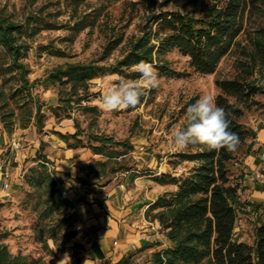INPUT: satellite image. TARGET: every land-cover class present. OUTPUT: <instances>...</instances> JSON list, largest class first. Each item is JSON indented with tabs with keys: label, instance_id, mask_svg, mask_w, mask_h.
<instances>
[{
	"label": "trees",
	"instance_id": "trees-1",
	"mask_svg": "<svg viewBox=\"0 0 264 264\" xmlns=\"http://www.w3.org/2000/svg\"><path fill=\"white\" fill-rule=\"evenodd\" d=\"M86 1L89 0L71 1L76 6L69 17L72 23L70 29L77 33L95 27L99 18L95 10L93 13H78L79 3ZM168 3L160 0H131L127 3L128 12L139 14L140 22L137 35L128 42L124 56L113 65L101 63L109 59L123 43L124 36L109 28L99 59L89 63L64 64L48 72L45 82L57 87V106L48 109L56 118H62V113L72 110L73 105L81 107L91 96L89 89L92 80L106 75H126L141 60L154 64L162 77L181 79L188 74L173 68L169 60L171 53L185 59L187 68L193 72L211 75L217 71L223 59L240 50L244 61L238 62L239 73L232 79L215 81L218 90L216 104L225 109L231 122L230 131L239 138L236 150L229 152L221 149L216 152L202 145H189L177 153L175 157L180 161L195 165L178 177H171L168 173L154 177L156 183L170 185L173 189L161 194L148 207L145 217L159 224L160 234L169 243V246L153 255V264H164L162 255L166 257V264H264V219L261 216L255 218L252 243L238 241L235 237L240 229L239 215L245 212L257 214L259 209L241 198L244 190L242 174H236V171L239 170L240 158L248 154L247 143L255 137L254 131L242 120L248 113L263 108L258 97L264 95L261 84L264 81V25L249 34L247 43L250 50L242 47L239 38L248 34V23L264 16V0H186L191 11L185 13L165 10ZM21 28L0 17V47L11 56L13 65L21 73L20 88L21 95L25 94L24 99L30 96L32 84L24 76V67L18 63L22 47L17 44L16 33ZM45 28L52 30L57 27L48 23ZM54 54L63 56L59 52ZM2 100L1 122L9 134L13 133L16 121L20 129H26L34 122L38 132L43 130L45 116L41 110L47 106L45 103L33 97L24 99L20 107L22 111L16 115L12 108L7 107L5 96ZM144 100L145 96L141 97L140 104ZM82 111L84 114L101 113L97 107L89 106ZM67 116L64 118L70 119ZM74 126L77 128V124ZM70 136L75 146H83L82 140L78 139L79 131ZM91 140L98 145L87 147L94 154L107 158L102 167L110 166L109 172H117L114 165L127 153L108 150V145L115 144L110 139L93 137ZM42 162L29 170V180L39 190L38 202L44 206L43 212L48 213L51 210L48 197L56 195V181L51 175L53 171L50 172L45 165L51 162L45 157ZM53 204L62 210L67 207L63 199L53 201ZM248 207L250 211H247ZM62 220L66 227L75 221L71 215L63 216ZM55 232H50L47 237L54 245ZM77 233L67 231L64 236L71 239ZM6 236L0 233V264H48L41 258L13 255L3 243ZM45 247L49 250L47 242ZM49 252L55 255L52 250ZM74 264L81 262L74 260Z\"/></svg>",
	"mask_w": 264,
	"mask_h": 264
},
{
	"label": "rangeland",
	"instance_id": "rangeland-1",
	"mask_svg": "<svg viewBox=\"0 0 264 264\" xmlns=\"http://www.w3.org/2000/svg\"><path fill=\"white\" fill-rule=\"evenodd\" d=\"M71 1L0 0V17L22 27L16 33L17 44L22 47V56L18 63L24 67V76L32 84L30 96L24 99L33 97L45 103L47 107L57 106V87L45 82L48 72L64 64L89 63L99 59L106 45L109 28H114L117 33H122L124 36L123 43L109 59L101 63L102 65H113L116 60L124 56L128 42L137 35L140 15L128 12L127 3L131 0L99 2L89 0L79 3V14L93 13L94 10L99 14L96 26L86 28L80 33L70 29L72 23L69 17L71 10L76 6V3ZM160 1L169 2L165 10L182 13L191 11V7L186 5V0ZM48 23L57 28L46 29L45 25ZM261 25H264V16L247 24L248 36L242 35L239 38L242 47L250 50L247 38L255 28ZM56 52L63 53V56L54 54ZM169 60L174 69L185 72L188 76L181 79H168L158 74L159 86L148 91L143 103L135 108L106 112L98 106L100 96L111 79L117 76L113 74L92 80L89 89L91 96L87 101L83 102L81 107L73 105L72 110L61 114L62 118L69 115L67 117H70L73 126L77 124L75 131H79L86 146L98 145L91 140L93 137L110 139L115 144L108 145V150L127 153L114 165L119 172L128 170L142 173L149 170L153 173L166 172L171 177H178L180 170L182 173L189 172L195 164L180 161L175 157L183 149L174 144L173 130L187 123L186 110L189 105L194 104L205 93L214 94L216 97L218 90L215 81L234 78L239 73L238 62L244 61L240 50H235L221 61L214 74L200 75L187 68L186 60L176 53H171ZM138 76L139 74L133 68L123 75L126 79H137ZM261 84L264 87V81ZM20 85L21 73L13 65L11 56L0 47V140L4 141L2 147L6 150L5 156L10 158L12 155L9 145L12 135L17 131L18 122L16 121L15 129L11 134L4 128L1 122L2 97L5 96L7 107L12 108L16 115H20L22 111L20 107L24 101L22 97L25 95H21ZM258 100L263 104V108L252 111L244 117L242 122L247 127L258 123L264 125V95L259 96ZM88 106L97 107L101 113L99 115L84 114L82 109ZM45 107L42 109L49 111ZM13 165L11 162L10 167ZM35 167L37 164L23 169L21 175L25 173L22 187L9 196H5L0 186V233L7 235L3 243L13 255L19 254L29 259L41 258L48 264H59L67 256L64 264H74V260H79L81 264H84L83 249L76 237L69 239L64 236L67 231L77 232V221L75 220L72 225L66 227L62 219L63 216L68 215L67 207L62 210L53 204V201L60 199L57 193L53 198L48 197L51 210H48V213L43 212L44 206L38 202L39 190L29 180L31 177L29 170ZM6 170L7 165L0 166V172L4 173ZM7 171L10 173L9 170ZM243 189L241 198L248 201L246 189ZM247 211H250L249 207ZM255 218L252 212L239 215L241 230L239 238L247 243H251L253 238ZM52 231H56L54 233L55 245L51 239L47 240ZM46 242L49 250L55 254L54 256L45 247Z\"/></svg>",
	"mask_w": 264,
	"mask_h": 264
},
{
	"label": "crops",
	"instance_id": "crops-1",
	"mask_svg": "<svg viewBox=\"0 0 264 264\" xmlns=\"http://www.w3.org/2000/svg\"><path fill=\"white\" fill-rule=\"evenodd\" d=\"M49 111L41 110L45 116L41 132L34 122L26 129L17 127L14 134L20 138L22 149L11 153L12 158L5 156L4 141L0 140V160L3 157L1 162H9L12 193L24 183L23 169L42 164L45 157L51 162L46 167L53 171L56 187L60 185L68 192L64 199L67 213L81 226L76 239L87 264H153V255L169 243L160 234L159 224L148 221L145 212L161 194L172 190L154 181L166 172H109L110 166L102 167L107 158L94 154L83 141V146H75L70 136L76 132L71 119L56 118ZM249 128L255 137L247 143L248 154L240 158L236 172L242 174L247 202L259 208L255 216L264 219V183L252 179L255 171L264 173V125ZM240 233L239 229L235 237L244 241Z\"/></svg>",
	"mask_w": 264,
	"mask_h": 264
},
{
	"label": "clouds",
	"instance_id": "clouds-1",
	"mask_svg": "<svg viewBox=\"0 0 264 264\" xmlns=\"http://www.w3.org/2000/svg\"><path fill=\"white\" fill-rule=\"evenodd\" d=\"M133 70L139 74L137 79H126L119 75L111 79L98 100L102 111L135 108L140 104L141 97L159 86L160 81L154 64L141 60L133 66ZM227 115L224 108L217 106L214 94H202L194 104L187 107V123L173 130L174 144L181 149L189 145H202L209 151H235L239 138L236 133L230 131L231 122ZM65 259L59 264H64ZM161 259L166 264V257L162 255Z\"/></svg>",
	"mask_w": 264,
	"mask_h": 264
},
{
	"label": "built area",
	"instance_id": "built-area-1",
	"mask_svg": "<svg viewBox=\"0 0 264 264\" xmlns=\"http://www.w3.org/2000/svg\"><path fill=\"white\" fill-rule=\"evenodd\" d=\"M98 87H100V84H98ZM9 148H10V152L11 153H18L21 151L22 149V143H21V140L20 138L17 137V135H12V138H11V141H10V145H9ZM9 162L8 160H3L1 162V165L0 166H3V165H7ZM47 166V164H46ZM1 173V177H0V186H1V190L5 193V196H9L11 193H12V185H11V182H10V173L6 170L4 173L0 172ZM25 173V172H24ZM24 173L23 175H21V177L23 178L24 176ZM182 171L180 170L179 171V174H181ZM252 179L254 181H257V182H261V183H264V173L260 170L258 171H255L253 172L252 174ZM56 191H57V195L59 196L60 199H67L68 197V192L65 188H63L62 186L58 185L56 187ZM76 230L77 231H80L81 230V226L80 225H77L76 226ZM91 264V263H89Z\"/></svg>",
	"mask_w": 264,
	"mask_h": 264
}]
</instances>
